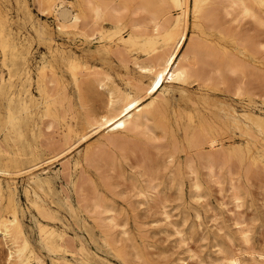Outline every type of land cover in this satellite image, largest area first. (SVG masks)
<instances>
[{"label": "bare ground", "instance_id": "1", "mask_svg": "<svg viewBox=\"0 0 264 264\" xmlns=\"http://www.w3.org/2000/svg\"><path fill=\"white\" fill-rule=\"evenodd\" d=\"M7 1L9 4L5 5V11L2 10V3L0 2V96L6 100V122L5 124L0 123V132L5 131L7 134V136L0 137V200L4 196L2 175L26 171L29 175V183H33L29 187L42 188L46 184L49 186L50 179L48 171H45L46 168H41L45 172L43 176L34 173L32 169L53 157L66 156L67 152L73 150L75 145H79L92 134H96L95 144L83 148L73 159L67 158L62 164L61 169L66 172L63 177L67 176L65 180L72 184L75 192H79L77 193L79 198L85 191L90 193H87V195H90L91 198H88V202L85 204L81 201V205L84 204L82 206L85 207L84 209L87 208L91 213L96 214L95 218L99 222V225L97 223L96 225L103 228L107 233H111L112 230L119 227L120 233L125 234V225L122 224L123 222L117 221V213L112 203L101 194L96 181L89 176L90 174L86 176L90 167L99 172L106 187L110 186L109 182L113 183L109 180L112 176L121 180H128V186L135 191L134 194L138 197V201L146 207L147 212L160 209L161 219L166 224H170L172 223V212L167 209L168 196L163 193L165 189L173 188L183 197V186L187 179L189 197L194 199L204 198L206 191L204 181L201 178L203 171L200 174L199 167L205 169L206 180L220 186L222 178H224L221 171L224 168L229 170L234 164H237V159L244 158V154L239 155L236 147L224 146V137L221 135L215 121L207 119L206 114L197 105H193L192 112L186 113L185 123L180 122V116H177L175 124H173L170 121L168 109L174 96V87L183 86L189 82H198V84L203 85L216 84L215 80L228 81L225 76L231 74L234 78H236L235 76L238 78L235 80L228 77V79L238 82L233 90L245 89L247 86L245 84L247 82L250 84L253 79L254 83H257L258 80L254 77H257L255 73L256 75L260 73L256 70L258 67L251 63L253 67L256 66L253 70L251 64H249L250 62L246 63V58V61H244L241 59L243 57H236V54H233L235 53L234 50L232 53L229 51L231 49L228 50L222 43V37L228 34L229 36L232 35L231 25L233 22L235 24L237 16V22L240 21L239 17L241 19L245 17L249 21L252 19L253 25L256 24L258 27L262 26L264 28V0H32L41 13H46L53 18L55 21L54 29H51L46 23H29L28 27L26 21H17L14 17L20 18L18 16L19 11L27 9V0ZM189 12L192 15V19H190L192 20L190 21L192 22L190 26L192 30L188 36L187 18ZM247 19L246 21H248ZM244 20L243 22H245ZM237 22L236 24H238ZM223 23L225 24L223 25ZM246 24L248 23L245 22L244 26ZM241 25L237 27V31L239 27L241 28ZM257 28H254L256 29V32L254 31L255 36L257 30H264ZM245 29L243 28L242 33L239 34H243V30L246 31ZM214 30H218L220 36H216ZM123 32L127 33L124 34ZM251 32L253 31L251 30ZM55 33L58 35L76 34L82 37L88 46L91 43H97L96 52L91 54L94 59L67 49L68 47H64L57 41ZM262 34L258 32V35ZM252 35H250V38ZM243 36H240V38ZM34 39L38 45L41 44L45 47V53L36 65L32 64L33 57L30 52V45ZM244 39H240L239 43L244 44L245 42H242ZM248 39L246 38L245 41ZM250 40H248L249 43L247 41V44L245 43L251 47V49L248 47V50H252L253 47V51L255 49L254 53H261L260 50L264 48V42L260 38L259 43L258 41L251 42L253 39ZM257 47L260 49L258 52ZM84 50H89V48ZM97 54L98 56H96ZM96 58L100 61L107 60L108 65L101 66V70L99 68L93 70L92 67L96 66L95 63L98 62ZM101 64H105V61H102ZM131 66L136 69L139 77L132 80L129 87L120 86L107 73V70L113 67L127 70ZM34 69L35 75H32ZM64 71L70 73L73 84L77 89H84L89 93H98L104 96L103 107H100L101 111L89 110L85 112L81 127L75 126V122L71 124L66 121L67 110H65V117L64 110H60L64 104L65 93H67L63 87L64 93L60 91L61 75L59 73ZM254 71L255 73L252 75L251 72ZM250 74L253 78L249 76ZM246 76L251 77L252 80L246 78L245 81ZM233 80H231V83ZM31 82L35 84V88L41 96V102L44 105L43 116L48 117L47 119L51 118V121L47 122V128L53 126V123H57L59 120H62L64 125L61 134H59L60 136L54 137L57 139L52 137L49 140L47 137L49 142L57 147L54 149L55 147L52 146L54 147V150H52L58 151L52 153L51 149H48L52 154H55L44 159L40 157L32 143H27V135L35 136V127L38 126L37 123L29 124V117L33 114L32 104H34V98L29 91ZM258 82L261 83L260 80ZM230 86L227 83L224 88L229 87L231 93L233 90ZM249 87L247 90L250 89ZM62 93L65 96H62ZM146 97L149 99L144 102V98L147 100ZM44 118L42 122H44ZM53 127L57 128L56 126ZM50 130H52V127ZM178 130L183 133L187 146L184 159L180 156L175 157L177 151L174 149L175 146H172L173 150L163 152L160 146L154 144L158 132L163 136H172ZM44 131L42 133L46 134V131ZM56 131V133H60L58 130ZM55 132H53L54 136ZM50 134L52 133H49V137L52 136ZM162 135L161 137H163ZM10 141L13 142L16 149L14 154H12L11 148L13 146H11ZM22 141L25 142L26 147L21 145ZM174 142L177 143V141ZM167 144L169 146L168 142ZM167 144L163 145V148H167ZM43 145L46 146L45 143ZM177 145L176 148L178 149ZM129 161L130 170L127 175L123 165ZM253 161H256V159ZM121 180L118 179V181ZM123 184L126 185L125 182ZM128 186L126 185V187ZM61 187L65 186L62 185ZM108 188L110 189V187ZM112 188L110 190H113ZM229 188L232 202L237 207L241 206L243 198L237 184L230 181ZM62 190L66 191L65 188ZM30 192L31 189L26 187V193L29 194ZM113 194L115 195V192ZM84 195L81 198L85 199ZM130 201L128 200V202ZM128 202L127 204H129ZM31 203L43 215V218L54 217L52 211L45 207L37 197H31ZM9 212L10 217L0 213V243L5 248V250L3 248L2 250L5 251V258H3L6 264H43L41 256L35 251L21 228L16 208H10ZM214 216L212 221L216 223L217 216ZM156 221V219L151 220L152 224ZM245 222L243 219L236 218L235 224L242 240L248 243L250 235ZM38 224H40L39 221ZM52 228L51 226L48 227L47 224H40L38 228L39 236L44 246L57 251L63 247L64 237L63 234ZM105 231H102V233ZM174 232L182 236L179 228L175 227ZM68 236L66 235V237ZM68 243L70 244L71 241H68ZM66 246L69 247V245ZM80 250L84 251V246H80ZM184 251L188 252L189 257H196V253L189 246L186 245ZM217 251L222 254V259L227 264H264V249L245 251L248 255L246 256V253L242 251L231 250V252H225L217 244ZM69 252L71 253V251ZM134 253L136 254V252ZM134 256L137 264L136 257L138 255ZM141 259L139 260L141 261ZM197 260L199 263H205L201 259L197 258ZM132 261L134 263V260ZM66 262L68 261L66 260Z\"/></svg>", "mask_w": 264, "mask_h": 264}, {"label": "rangeland", "instance_id": "2", "mask_svg": "<svg viewBox=\"0 0 264 264\" xmlns=\"http://www.w3.org/2000/svg\"><path fill=\"white\" fill-rule=\"evenodd\" d=\"M0 2L2 3V8H3L2 10L5 11L6 8L5 5L9 4L8 1L0 0ZM26 3L28 5L27 9H23L22 11L20 10L18 13V16L20 18L14 17V19H17V21H23V20L26 21L28 27H29V23H33V24L46 23L50 26L51 29H54L55 21L50 15L46 13H41L38 10L36 4L33 3L32 0H27ZM191 16H192L191 12H189L187 18L188 36L191 34L190 31L192 30L190 27L192 23L190 22L192 21L190 20L192 19ZM243 18L245 20L239 17L240 21L237 22L238 20V16H237V19L235 21L239 25L236 24V22L235 24L234 22L232 23L231 33L232 32L233 33L231 36H229V34L224 35L222 37V43L227 47L228 50L231 49L229 51L232 52L234 50L233 52L235 53L233 52L232 53L236 54L235 55L236 57L239 56L243 57L244 59L243 58L241 59L244 61H246L247 59L246 63L250 62L249 64L252 63L256 65L258 69L256 68V66L254 67L256 68V70H258L257 72L260 73L256 75L255 73L256 70L251 73L252 75H254L255 73V76L257 77L254 78H256L258 81L260 80L261 82V80L264 79V77H262L264 76V55H262L264 54V52H262L264 51L262 50L264 48L260 50L257 47V52L258 50H260L261 53L259 52L256 54L254 53L255 49L253 51V47L252 50L250 51L248 50L249 48L251 49V47H249V45L248 46L246 45L247 44L246 41L248 42V40L253 39L252 41L251 40L250 41L251 42L258 41L259 43V38H260L262 42H264V34H262L264 33L262 32L264 30L262 31L257 30L255 36L254 33L256 32V29L254 28H257L258 25L256 24L253 25L252 23L253 20L250 17L249 18L252 20V21L250 20L251 22L249 21V19L245 17ZM246 19L248 21H246ZM243 20L248 24L244 26L245 22H243ZM224 24L225 23H223V25ZM240 25L241 28L239 27V30L237 31V27ZM247 25L249 27H246ZM243 28H246L245 29L246 31L244 32L243 30V34L240 35L239 33H242L241 31ZM260 28H262V26H259L257 29ZM251 30L253 32L250 33ZM214 32L216 33V36H220V32L218 30H214ZM258 32H260V34L262 35H258ZM126 33L127 32H125L124 34ZM249 33L250 35L253 34L251 38L250 35H248ZM233 34L234 35L236 34L235 37ZM55 35L57 41L60 44H62L64 47L66 48L68 47L67 49L73 52L76 51L77 54L87 55V58L94 59V57H91V54L96 52L97 43L94 42L93 44L91 43L88 46V44L84 42L82 37L76 34L58 35L55 33ZM246 35H248L249 37ZM240 36L249 39L245 41L246 38L245 39L243 37L240 38ZM235 38L238 39V41H236ZM240 39L241 40L244 39V41L242 42H245L246 44L239 43ZM87 48H89V50H84ZM30 52H31V56L33 57L32 64L36 65L37 62L41 61V56L43 55V53H45V47L44 45L41 44L38 45L37 41L34 39L32 41V44L30 45ZM96 56H98V54ZM97 61L98 62L95 63L96 66L92 67L93 70H95V68L96 70L97 68L101 70V66L104 67L105 65H108L107 60L100 61L99 59H97ZM102 61L103 62L105 61V64H101ZM252 64L251 66L252 69L254 70L255 68L253 67ZM251 66L249 67L251 68ZM250 68L249 70H251ZM107 73L117 84H119L122 87H129L130 82L135 78L139 77L138 72L132 66L127 70L120 67H113L112 69H108ZM31 74L35 75V69L34 71H32ZM59 74L61 75L60 91L61 92L63 91V93H64L63 89L67 91V93H65L66 97L63 102L64 104L60 110H64L63 111L64 117H65V110H67L65 117L66 121H68L71 124H74L75 122L74 124L75 126L81 127L83 124L84 116L86 114L85 112L89 110L91 111L94 110V112L101 111V108L103 107L104 96L98 93H89L87 90L84 89L82 90L80 89L81 91H83L81 92L79 89H77L74 86L72 78L68 71H64L63 73H59ZM259 74L262 76H260ZM252 75L250 74L249 76L252 77ZM226 76L225 78L226 80H228L226 82L228 83V86L231 85L230 88L231 90H233V88L236 87V84L238 83V82H234L233 79L236 80L238 78L237 76H235L236 78H234L233 75L231 74H226ZM249 76L245 77V81L246 78L251 79V77ZM228 77H231L233 79L229 78L230 79L229 80ZM144 79H146V77H144ZM231 80H233L232 83ZM253 80L251 82L252 84L251 83L249 84V82L247 83L245 82L246 83L245 85H247L245 89H242L240 91L235 89L231 93L229 92L230 91L229 87H227L228 89L224 88L227 85V83L224 80L223 81L225 83L223 81H218V80H215L216 84L210 83L208 85L198 84V82H189L190 84L187 83L183 86L174 87V96L171 100L168 109L169 110L168 115L170 117V121L173 124H175L174 122L176 117L180 116V120H181L180 122L185 123L186 113L192 112L193 105H197L206 114L207 119L215 121L216 125L221 131V135L224 137L223 138V143L225 144L224 146L236 147L237 150L239 151V155L244 154V158L241 160L237 159L236 160L237 164L236 165L234 164L233 167H231L232 169L230 168L228 170L227 168H224L221 171V175L222 177L224 176V178H222V183L220 186H217L216 184H213L212 182L206 180V173L204 171L205 169L200 166L199 170H200V174L203 171V174H201V178L204 181L205 191H206V196L204 198H201L202 200L189 197L188 195L189 185L187 179L185 185L183 186L184 187L183 197H181V195L178 194L173 188L165 189L163 193L168 196L166 203H167V209L170 210V212H172L171 213L172 223L166 224L165 221L161 219L162 215L160 209H155L152 212L149 211L147 212L146 207L138 201V197L134 194L135 191L130 189L131 187L128 186L129 185L128 180H121L118 177L112 176L109 180L113 181V183L109 182L110 186L108 187H110V189L113 187L112 188L113 190H110L108 187H106L103 184L102 182L103 178H101L99 172L96 171L93 167H90L87 170L86 176L90 174L89 176H91L96 181L97 187L101 192V194L105 196L110 203H112L117 213L116 214L117 221L120 223L123 222L122 224L125 225L126 233L125 234L120 233L119 227L112 230L111 233H107L105 230H103V228L98 226L99 222L95 218L96 214L94 212L91 213L89 209L86 208L88 210L87 211L86 209H84L85 207H82L86 202H88V198H91L89 197L90 195L89 196L87 195V193L89 192L85 191L83 193L85 194L84 195L85 199L81 198L83 194L82 195L80 194L81 195L80 196L81 199H80L78 197L79 194H77L79 192H75L72 184L68 180H65L67 179V176L65 178L63 176L66 174V172L63 169H61L62 164L67 160V158L73 159V157L76 156V154L80 152L83 148L89 145L91 146L96 141V137H97L96 134H92L91 136H89V138L84 140V142L79 143V145H75L73 147V150L68 151L70 153L72 152L71 154L67 152L68 155L66 154V156L60 155L57 156L56 158L53 157L49 161L39 164L32 169L34 173L40 175L42 174L41 176H43L45 172L41 168L42 167L46 168L45 171H48L49 173L48 174L50 179L49 186L46 184L42 188L29 187L33 185V183L32 184L29 183V179H28L29 175L27 174L26 171L25 172L22 171L24 174L22 172H16L8 175L6 174L2 175L1 181L4 188L3 190L4 196L0 200V213L6 217H10L11 216L9 212L10 208L12 207L16 208L21 228L26 234L27 238L30 240L31 245L33 246L35 251L39 254V256H41L43 260V264H130V261L132 262L131 264H136L135 256H134L136 254L138 255L139 259L145 258L143 260L141 259L140 261L139 259H137L138 257H136L137 264H149V263L150 264H154V263L156 264H184V263L227 264L225 260L222 259V254L217 251V244H219L225 252H231V250L247 252L250 250L258 251L259 249L260 250L264 249V96H262L264 95L262 94L264 93V80H262L261 82L262 84L260 83L261 85L259 84L258 81L255 84ZM222 83L224 84L222 85ZM242 84L244 85V83ZM30 85L31 87H29V91L31 92V96L34 98V104H32L33 114L31 115V117H29V124L32 125L34 123L35 124L37 123L39 127L38 126L35 127L36 128L35 136H32L30 134L27 135V143H32L35 146L36 150L38 151L40 157L44 159L51 155H54L58 151V150L53 151L57 147L56 145L50 143L49 140L52 137L53 139H57L54 137H57L59 134H61L64 125H63V121L59 120L57 123L54 122L55 125L53 123V126H56L57 128L53 126H51L52 130H50L51 127L47 128V124L49 123L48 121H51V118L47 119L48 117L46 118V116H43L44 105L41 102L42 101L40 98L41 96L38 94L35 88V84L31 82ZM250 85L254 86V87L252 86L253 90L251 89L252 87ZM248 87L250 88L249 90H247ZM63 93L62 96H65L63 95ZM81 94H83L84 96ZM146 98L147 100L144 98L143 100L144 102L148 101L149 99L148 97ZM67 100H69V102H67ZM83 102H85L86 104ZM195 102L197 103L194 104ZM5 103H6L5 98H1L0 96L1 124H5L6 122ZM68 104H72V105H68ZM60 112L62 113V111ZM43 117L47 119L46 120L44 118V122H42ZM43 123H45L44 124L45 126L43 125ZM43 130L46 131V132L44 131L46 134L42 133ZM56 130H58V132L60 133H56L57 132ZM53 132H55V136ZM49 133H52L50 134L52 136L49 137L48 136ZM161 135L162 134L158 132L156 136L157 139L155 138L154 144L156 146H160L163 152L167 150H173L172 146H175V148L173 147L174 149L177 150V151L175 150L176 151L175 157L180 156L182 159H184L185 149L187 146L185 143V137L183 133L180 130H178L176 133H173L172 136L162 135L163 137H161ZM4 136H7V134L5 133V131H1L0 137H4ZM41 137L44 139H42ZM47 137L49 138V140ZM174 141H177V143ZM42 142L43 144L45 143L46 146H44L43 144L41 145ZM47 142L49 145L47 144ZM167 142L169 143V146ZM175 143L176 145L178 144L177 145L178 149L176 148V145H174ZM10 144L11 146H13L12 141H10ZM166 144L168 147L163 148V145ZM21 145H24V147L27 146V145L25 146L24 141H22ZM52 146H54L55 148ZM11 149H12V154H14L16 149L14 148V146ZM48 149L49 150L51 149L52 153L53 152L55 153L52 154L51 151H49ZM255 159L256 161H253ZM129 164L130 161L128 163L127 162L124 163L123 165L125 169V173L127 175L130 170ZM61 173L64 174L62 175ZM10 179L12 182L10 181ZM118 179L121 181H118ZM123 181L128 187H126V185L123 184L124 183ZM230 181H233L237 184L238 190L242 195L243 202L242 205L239 207L235 206L231 200V190L229 188ZM62 185L65 187H61ZM26 187L31 189V192L29 194L26 193ZM64 188L66 189V191L62 190ZM109 191H111L112 193L111 192L109 193ZM113 192H115V195L113 194ZM116 195H118L119 197ZM128 195L130 197L131 196L133 197L130 198ZM31 197L32 198L37 197V199L41 203H43L45 207H48L52 211L54 217L43 218V215L31 203ZM77 197L79 198L78 202L76 200ZM127 199L129 201L132 199V201L128 202ZM81 201L84 202V204L82 203L83 205H81ZM127 202L129 204H127ZM130 204L132 205V207ZM214 215L217 216L216 223L212 221ZM236 218L243 219L244 221H246L245 223L247 224L250 235V239L248 243L242 240L237 230L235 224ZM152 219H156L157 220L156 223L152 224L151 222ZM38 221L41 225H43V223L47 224L48 227L51 226V228L53 227L52 229L63 234V237L66 239L63 238L64 245L63 247H61L60 250L57 251L51 250L46 246H44L39 236L40 234L38 228L40 224H38ZM96 223L98 225H96ZM175 227L181 230L182 236L174 232ZM102 231L105 232L102 233ZM66 235L67 236L69 235L68 236L69 238L66 237ZM70 237L73 239H71ZM111 239H113V241H111ZM68 241H71V243L69 244ZM65 242L66 245H69V247L65 245ZM186 245L189 246L191 249H193V251L196 253V257L195 256L193 258L189 257L188 252L184 251ZM80 246H84V251L80 250ZM2 248L3 246L0 243V264H6V261L4 260L5 251H3ZM3 249L5 250V248ZM123 250H125L124 251L125 254ZM69 251L73 253L71 254ZM134 252H136V254ZM127 256L131 258H128ZM246 256H248L247 253ZM197 258L203 260V262L205 263H199ZM66 260L68 262H66ZM132 260H134V263ZM142 261L143 263H141Z\"/></svg>", "mask_w": 264, "mask_h": 264}]
</instances>
